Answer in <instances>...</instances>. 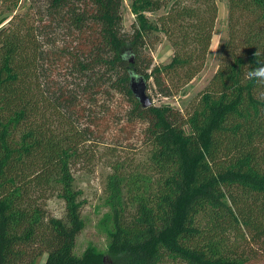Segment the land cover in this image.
Wrapping results in <instances>:
<instances>
[{
  "label": "trees",
  "instance_id": "16d2710c",
  "mask_svg": "<svg viewBox=\"0 0 264 264\" xmlns=\"http://www.w3.org/2000/svg\"><path fill=\"white\" fill-rule=\"evenodd\" d=\"M181 1L132 0L127 36L122 0H1L12 13L0 23V264L43 254V264H248L264 250V84L247 78L264 64V0H227L220 63L184 113L143 108L131 74L169 97L204 66L215 1ZM152 33L169 42L167 63L142 50ZM115 91L126 105L113 110ZM136 129L144 157L109 164L107 250L77 255L84 201L73 166L89 144L114 132L117 147ZM52 194L64 218L45 217ZM124 203L137 208L131 221Z\"/></svg>",
  "mask_w": 264,
  "mask_h": 264
},
{
  "label": "rangeland",
  "instance_id": "374dc122",
  "mask_svg": "<svg viewBox=\"0 0 264 264\" xmlns=\"http://www.w3.org/2000/svg\"><path fill=\"white\" fill-rule=\"evenodd\" d=\"M217 13L212 32V39L206 55L202 70L187 84L181 87L177 94L163 97L155 93L152 80H147V95L153 104H169L178 108L182 113L189 108L192 100L205 88L208 81L216 71L222 50L228 38V2L227 0H214ZM132 0H122L119 30L127 36H131L136 28L135 16L131 12ZM185 0L182 5L187 4ZM171 1L164 7L153 9L145 14L151 21L160 13L165 11ZM42 3H34V6ZM11 11L0 0V23L11 15ZM148 46L142 50L152 59V64L167 63L172 56V48L162 33H152L147 37ZM112 99L115 107L126 105V100L119 91H115ZM114 132L109 133L102 144H89L88 150L80 160L73 166L74 186L81 191L84 201L81 208L83 228L76 237L74 253L80 255L88 246L94 247L99 252H106L112 229L111 208L107 201V175L111 172L109 164L115 159H142L144 157V144L141 141L139 129L133 130L131 138L127 142L112 147L115 140ZM111 144V145H110ZM110 146V147H109ZM45 217L64 218V201L56 194L50 195L42 203ZM137 208L135 205L123 204L121 220L131 221ZM259 251V250H258ZM46 254H43L37 264H43ZM248 264H264V250H261L254 259L249 258Z\"/></svg>",
  "mask_w": 264,
  "mask_h": 264
},
{
  "label": "water",
  "instance_id": "95a60500",
  "mask_svg": "<svg viewBox=\"0 0 264 264\" xmlns=\"http://www.w3.org/2000/svg\"><path fill=\"white\" fill-rule=\"evenodd\" d=\"M132 62V58L130 60ZM129 89L134 97L139 101L143 108H147L153 104L151 98L147 95V81L142 75L131 74L129 79Z\"/></svg>",
  "mask_w": 264,
  "mask_h": 264
},
{
  "label": "clouds",
  "instance_id": "9594fccd",
  "mask_svg": "<svg viewBox=\"0 0 264 264\" xmlns=\"http://www.w3.org/2000/svg\"><path fill=\"white\" fill-rule=\"evenodd\" d=\"M247 78L258 84H264V64H261L257 68L250 69L247 73Z\"/></svg>",
  "mask_w": 264,
  "mask_h": 264
}]
</instances>
